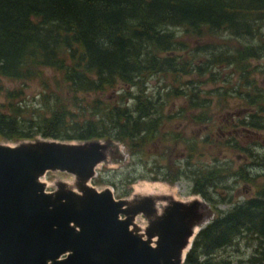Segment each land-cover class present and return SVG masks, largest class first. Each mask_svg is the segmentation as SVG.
Returning <instances> with one entry per match:
<instances>
[{"label": "trees", "instance_id": "trees-1", "mask_svg": "<svg viewBox=\"0 0 264 264\" xmlns=\"http://www.w3.org/2000/svg\"><path fill=\"white\" fill-rule=\"evenodd\" d=\"M191 40L198 42L194 48ZM263 58L264 0H0V141L120 142L134 162L142 150L145 163H164L177 153L171 162L177 164L165 166L168 180L188 168L194 193L211 200L209 189L222 183L221 164H193L202 154L200 142L173 123L212 121L211 92L203 96L200 85L229 84L235 72L237 88L218 97L227 105L235 93L242 105L261 112L264 89L253 79L251 62ZM152 78L161 84L148 92ZM5 80L41 81L45 90L32 101L25 88L6 89ZM216 87L213 92L222 89ZM182 97L184 106L167 111ZM251 119L241 125L251 126ZM125 178L129 184L138 179ZM103 182L100 173L93 179ZM242 238L259 243L256 255H226ZM185 264H264V201L215 217L196 236Z\"/></svg>", "mask_w": 264, "mask_h": 264}, {"label": "water", "instance_id": "water-1", "mask_svg": "<svg viewBox=\"0 0 264 264\" xmlns=\"http://www.w3.org/2000/svg\"><path fill=\"white\" fill-rule=\"evenodd\" d=\"M110 144L100 140L36 139L0 143V264H184L200 201L117 199L90 185ZM77 177L79 192L59 183L47 191V172ZM148 219L145 236L135 220Z\"/></svg>", "mask_w": 264, "mask_h": 264}, {"label": "rangeland", "instance_id": "rangeland-1", "mask_svg": "<svg viewBox=\"0 0 264 264\" xmlns=\"http://www.w3.org/2000/svg\"><path fill=\"white\" fill-rule=\"evenodd\" d=\"M179 36H182V33H179ZM192 41V47H195V44L198 42L195 40ZM201 42V41H200ZM233 45H238L239 42L236 40L235 42H232ZM251 67L253 69H256L257 72L253 74V79L256 80L257 82V87L264 89V58L260 59L259 61H252L251 62ZM231 68H227L224 70L226 73H230ZM52 71L46 70L44 74L49 79V82L53 84V74L51 73ZM231 83L227 84L223 81L221 83H216V84H206L200 85V92L202 93L203 96H205L206 92H211L208 95V98H210L212 101L210 103H207L206 105H209L211 107L209 111V116L212 117L211 120L206 124H195L192 123L189 119L183 120V123H178L180 121H174V125H178V129H182L185 134L184 136H187L188 139H191L195 136L196 139L200 142L201 147L199 149L202 151V154L198 153L193 160L195 163H199L202 168H205L208 166L209 168L216 163V166L223 165V161L225 157L227 159H236V155L240 154L239 152H233L234 149L230 148H223V144H221V140H219L218 136L220 134H217V127L219 126V119L223 118V115L230 112V113H239L243 109H245L247 112L250 109V107L246 106L245 104L242 105L241 101L236 98L235 93L232 95H229L227 105H224L226 103H222L221 97H218L219 94L225 93L226 91L230 89H235L237 88V82L239 81L238 74L235 72L233 73V76L231 78ZM148 92L151 91L152 89H155L157 86H159L161 83L157 81L156 78H152L148 82ZM221 87L219 91L213 92L212 90L217 88L216 86ZM4 87L6 89H21L25 88V92L27 94L26 98L28 100L32 101H37L40 99L38 97L42 92H44V85L41 81H34V82H28L27 84H23L21 82H12L9 80L4 81ZM112 93H109L107 95V99L112 98ZM35 98V99H34ZM32 101H29L30 103ZM5 102V95L0 94V104ZM186 103H184V97H182L180 100H176L175 102L173 101L170 103L168 106V110L172 108H180L184 106ZM166 111V112H167ZM174 113L176 110L173 111ZM194 114H197V111L194 112ZM245 114V113H244ZM208 127L209 130L205 131V128ZM247 127V126H246ZM169 128V126H168ZM243 128V127H242ZM216 133L215 136L212 134ZM218 135V136H217ZM213 136L214 138H210ZM262 136H264V132L262 133ZM216 138L220 142L218 146H215L214 148H210V141H216ZM38 139H42L39 137ZM248 142L252 141L253 139L247 137ZM218 142V143H219ZM0 143H4L7 145H15L16 142H5V141H0ZM205 143V144H204ZM252 148H257L259 152H264V144L263 141L261 140L259 142V145H249ZM247 146V148L249 147ZM236 149V148H235ZM129 148L128 145L124 143H112V146L110 149L107 151V158L106 161L98 165L97 167V173L96 177L99 176V173L103 175L104 182L94 184L92 185L99 191L104 190V189H111L116 198H122V199H128L133 201L134 200V194H135V188L136 186L139 187H145L146 185H151L152 188H159V184L165 185L167 189H170V192L175 196H165L168 198L166 201H159V199H156V209H158V212H161L160 206H166L168 205L170 199L174 200H180V201H191L194 199H198L200 201L203 200V197L194 194L195 190V184L193 174H191L190 169H184L183 175L181 174L177 179L170 181L168 179H171L168 176V171L169 168L165 167L166 164H177V162L171 163L176 160L177 153H171L168 154V160L166 162H159V161H150L149 163H145V156L142 150L139 151V155H136V162H134L129 155ZM242 154V153H241ZM134 164L130 166L132 163ZM249 163H252L251 160H249ZM243 163H241L242 165ZM260 161L258 159H254V165L249 166L248 170L250 173V176L252 179V190L256 191L258 188H263L264 187V166L260 165ZM136 167L137 172L134 174H131V172L134 168ZM233 171L236 172L238 170L237 165H233ZM148 168H154L153 171H149ZM222 170V169H221ZM130 174L132 178L136 177L138 178L137 181L133 184H129L127 175ZM153 176H157L158 180H148L144 178H151ZM95 177V178H96ZM235 175H231L229 178L224 179L221 181L226 187H229L231 190L228 192V194L232 195V199L230 202L227 201V198L223 197L222 193L224 189H222V183H218L217 187L210 188L208 191L209 198H211L214 202V205L212 207H209L208 204L205 206L206 209H201V213L204 214L205 221L204 226L209 223L214 217H216L219 214V211H224V210H229L233 207L234 204L241 203L251 196H255L254 194H249V196L245 195L244 192H242V187L245 182L243 183H237L235 184ZM194 180V181H193ZM42 181L46 183L47 190L48 191H53L57 188L59 183H64L67 187V184H71L73 188L67 187L69 189H74L76 192H79L78 187H77V177L68 172H62V171H50L48 172L45 176L42 177ZM115 183V184H114ZM198 183V181H197ZM199 184V183H198ZM119 187V188H118ZM119 189V190H118ZM129 191V195H126L125 193ZM237 191L239 193L237 194ZM145 197H152V198H157V196H145ZM144 198V197H143ZM141 199V198H140ZM139 200V199H138ZM222 200L227 201L224 203ZM202 217V216H201ZM204 217H202L204 219ZM201 218V219H202ZM136 224L139 227L140 233L145 236V229L148 226V220L145 218L143 215H139L136 220ZM204 226L202 228H204ZM143 227V229H142ZM201 230V228H197L196 231ZM259 248V243L257 241L253 242H248L247 238H242L239 240L237 244L234 246H231L227 249V254L226 255H231L236 259H248L252 256L256 255V251Z\"/></svg>", "mask_w": 264, "mask_h": 264}, {"label": "flooded vegetation", "instance_id": "flooded-vegetation-1", "mask_svg": "<svg viewBox=\"0 0 264 264\" xmlns=\"http://www.w3.org/2000/svg\"><path fill=\"white\" fill-rule=\"evenodd\" d=\"M260 110H264L263 106L259 105ZM258 106L254 105L250 107L248 112L243 109L241 112L237 113H226L223 115V118L219 119V126L217 127V134H220L218 136L219 140H221V144H223V148H230L234 149L233 152H239L240 154L236 155V159H227L225 157L223 161V165H221L222 169V181L224 179L229 178L231 175H235V184L237 183H244L242 187V192H244L245 195L249 196V194H254L255 196H251L247 200L234 204L233 207L229 210L219 211V214L217 216H223L224 214L228 213L230 210L234 209L235 207H239L241 205H245L248 201H264V187L258 188L256 191L252 190V181H250L252 178L249 177L250 173L248 170L249 166L254 165V159H258L260 161V165L264 166V152H259L257 148H252L249 145H259V142L262 140L264 144V136H262V133L264 132V128L259 127L258 125L261 124L264 126V111L261 110L258 111ZM245 113V114H244ZM249 117H252V121L254 122L249 127H244L241 125L242 122H246ZM247 123V122H246ZM243 127V128H242ZM209 128L206 127L205 131H208ZM213 136L216 135V133L212 134ZM211 136L210 138H214ZM247 137L252 138L253 140L248 142ZM218 141V139L216 138ZM219 142V141H218ZM215 145L218 146L220 142ZM215 146L210 145V148H214ZM247 146H249L247 148ZM236 148V149H235ZM242 153V154H241ZM183 157V156H182ZM249 160L252 161V163H249ZM241 163H243L241 165ZM233 165L238 167V170L236 172L233 171ZM222 189L224 191L222 193L224 198H227V201L230 202L232 199V195L228 194L230 192V188L226 187L222 183ZM239 191H237V194ZM203 197V200L201 201L199 213L202 217H204V214L201 213V209H206V205L208 204L209 207H212V205L216 206L213 202V200H209L200 192L195 193ZM224 203L227 201L222 200ZM216 216V217H217ZM201 217V218H202ZM215 218V217H214ZM205 219V217H204ZM203 220V218H202Z\"/></svg>", "mask_w": 264, "mask_h": 264}, {"label": "bare ground", "instance_id": "bare-ground-1", "mask_svg": "<svg viewBox=\"0 0 264 264\" xmlns=\"http://www.w3.org/2000/svg\"><path fill=\"white\" fill-rule=\"evenodd\" d=\"M133 92V91H132ZM68 142V141H63ZM67 187L73 188L71 184H67ZM135 194H134V201L138 199H142L145 196L153 195L157 197L161 196H174L172 192H170V189H167L165 185L159 184V188H152L151 185H146L145 187H139L136 186L135 188ZM175 197V196H174ZM143 229V227H142Z\"/></svg>", "mask_w": 264, "mask_h": 264}]
</instances>
